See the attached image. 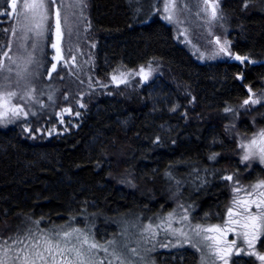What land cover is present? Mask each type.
<instances>
[{
	"label": "trees",
	"instance_id": "obj_1",
	"mask_svg": "<svg viewBox=\"0 0 264 264\" xmlns=\"http://www.w3.org/2000/svg\"><path fill=\"white\" fill-rule=\"evenodd\" d=\"M84 1L90 35L97 43L94 75L103 79L115 66L133 70L154 63L170 94L169 102L185 108L166 116L161 112L166 101L150 103L139 83H134L111 88L115 90L112 96L93 97L80 126L63 135L31 138L23 128L0 129V237L34 233L84 215L93 216L99 238L109 237L116 229L105 232V224L110 220L115 225L121 213L165 211L169 200L182 199L184 183L174 180L169 165L176 159L197 164L221 151L223 162L234 161L236 134L230 129L231 120H236L235 127L242 134H250L243 126L264 130V103L238 115L226 111L237 108L245 95L235 74L244 78L243 83L264 91V0H223L218 8L216 19L238 37L233 54L246 58L240 66L193 60L174 40L172 26L160 19L159 12L146 11L147 0ZM82 4L83 0L81 7L77 0L76 9L66 16L55 8L65 29V44H71L73 37L77 43ZM15 19L0 17L5 20L0 23V66ZM231 165L221 168V182L232 171ZM199 191L194 204L200 209L225 198L221 188ZM259 247L264 251V238ZM170 255L166 264L197 262L189 250L175 256V263ZM237 260L233 264H255L253 259Z\"/></svg>",
	"mask_w": 264,
	"mask_h": 264
},
{
	"label": "rangeland",
	"instance_id": "obj_2",
	"mask_svg": "<svg viewBox=\"0 0 264 264\" xmlns=\"http://www.w3.org/2000/svg\"><path fill=\"white\" fill-rule=\"evenodd\" d=\"M24 2L25 0H17V9L13 11L9 7L11 0H0V13H4L0 17H4V19L7 17L10 20L18 18V21L14 20L16 25L10 31L12 39L8 44L7 56L0 66V104L4 98H7L9 100L8 109L15 107L23 110L16 116H13L10 110L5 115V107L0 106V129L23 128L27 136L29 135L31 138L44 136L45 139H50L63 135L80 126L83 114L93 101V97L112 96L115 90H111V88L119 90L127 84L134 83H139V88L147 95V101L150 103L160 99L166 101L161 111L166 116L185 108L178 102H169L170 94L162 79L158 77L154 63L144 64L133 70L115 66L103 79L94 75L97 43L90 35L91 25L84 0L80 27L76 32L78 44L73 43L74 37L70 39L71 44L63 42L65 29L62 25L60 26V38L57 39L54 17L55 8H59L65 16L74 11L77 0H55V3L45 0V9L39 10L37 14L23 9ZM27 2L30 3L32 0H27ZM215 2L218 4V12L223 0H215ZM146 3L148 4L145 6L146 11L159 12L160 19L172 26L174 40L186 49L196 62L214 64L212 66L223 63L240 66V62H247L246 59L237 60L234 58L233 60L234 55L243 58L242 55L233 54L238 37L226 30L224 21L220 22L221 19L212 18L211 9L205 11L204 0H147ZM166 4L175 5L171 13L165 12ZM78 11L80 12V10ZM169 14L173 15L172 20L165 18ZM3 21L5 20H0V23ZM53 44H57L59 52L57 48L52 47ZM222 47L226 48L227 54L221 51ZM228 59H231V62H228ZM249 63L260 65L253 61ZM53 65H55V70H53ZM212 66L204 67L211 68ZM141 68L144 69L143 72H140ZM121 74H123L122 77ZM113 76L123 78L127 82L120 83L119 79L113 81ZM235 78L243 85L245 95L240 99L241 102L237 108L227 111L228 115L231 113L238 115L239 111L253 110L264 103V91H260L258 85L243 83L244 78L240 74H235ZM162 92L167 95H163ZM8 93H15V95L8 97ZM245 100H258L259 103L252 104L250 102L246 105L244 104ZM94 108L97 109L96 104ZM235 122V119L230 122V129L236 134L233 140L234 146L236 145L234 161L223 162L220 156L221 151H214L208 154L204 162L195 164L188 159H176L169 164L173 166L171 173L174 180L181 185L184 183V190L182 185V199L174 197V200H169L165 211L129 210L126 213H121L115 219L116 226L110 220L105 224V232H112L114 227L116 229V232L110 233L109 237L99 238L97 236L98 225L92 215L80 216L69 223L57 224L40 231L36 230L33 234L42 240L44 238L42 234L60 232L63 235V232L67 231L72 233L71 240L77 247L80 244L77 237H87L89 243L95 242L104 247H108L109 241L115 240L120 256L126 260V264H166L165 260L168 258V254H171L169 257L173 260L171 262L175 263L173 258L182 255L185 250L196 254V264H223L222 261L210 254L209 249L200 245L199 238L194 235L193 229L197 226L208 228L213 225H223L228 220L229 208L241 211L234 201L250 198L247 192L237 193L235 189L241 188L251 192L253 186L264 181V163H261L258 158L244 161L243 155L246 149L241 147L242 144H249L253 136L261 130L257 127L251 129V127L243 126V129L250 134H242L236 129ZM173 126L169 127L173 128ZM169 127L164 128L169 130ZM221 143L222 141L219 140L218 144L222 145ZM230 164L233 169L232 171L228 170L225 177L232 176V180L229 181L224 177L221 182L220 175L223 173L221 168ZM174 180L173 183L176 184ZM224 181L227 182L226 185ZM213 187L224 189V200L213 202L202 209L197 207L194 202H198L199 188L202 191ZM259 191H264V188ZM175 194L179 195V191L177 193L175 191ZM252 211L255 213L256 209L253 207ZM234 218L238 219L239 217ZM71 222L73 223L71 224ZM29 225L33 224L29 223ZM149 225H151V231L146 232L145 229ZM34 227H37L36 224ZM234 227L235 232H229L225 239L228 242L236 240L238 247H243L248 252L255 251L256 255H247L244 252H241L240 255L233 254L229 258V264L237 262V258L253 259L255 264H264L257 259L258 255H264V251L259 247L264 234L254 241L253 249H248L247 244H244L239 236L243 230L238 226ZM74 229L79 231L73 232ZM178 230L186 233L191 243H183L184 237L179 235ZM173 231H176L177 235H172ZM209 235H214V233H209ZM16 236L18 235L12 237ZM9 237L11 236L0 237V261H6V264H16L15 252L20 245H13L14 250L8 251L5 255L2 242L8 240ZM9 244L12 245L11 240H9ZM71 246L72 244L68 245V247ZM132 249H135V253L132 252ZM233 251L235 252V249ZM111 252V247H109L108 254L96 251V259L103 261L104 264H121L120 260L111 255Z\"/></svg>",
	"mask_w": 264,
	"mask_h": 264
},
{
	"label": "snow or ice",
	"instance_id": "obj_3",
	"mask_svg": "<svg viewBox=\"0 0 264 264\" xmlns=\"http://www.w3.org/2000/svg\"><path fill=\"white\" fill-rule=\"evenodd\" d=\"M52 3H55V0H51ZM205 11L211 9L212 18L217 17V7L218 4L215 0H204ZM11 9L15 11L17 9V0H11ZM247 6V5H245ZM45 0H32V2H25L22 4V8L26 9L33 14H37L39 10L45 9ZM175 7L174 4H166L165 12L171 13V10ZM4 13H0L3 15ZM11 14V13H8ZM168 20H172L173 15L169 14L165 17ZM56 19V32L57 39L59 40L60 32V12L57 10L55 12ZM219 43V40H217ZM53 48H57V44L52 45ZM222 52L227 54L226 48H221ZM7 56V53L4 54ZM237 60H243L246 58L235 57ZM53 70H55V65H53ZM144 69L141 68L140 72H143ZM123 74H121V77ZM147 77L145 76V79ZM113 81L119 79L120 83L127 82L123 78H118L117 76L112 77ZM15 93H8L7 96H14ZM256 104L259 103L258 100H245L244 104ZM9 100L4 98L0 106L5 107V115L7 111H11L13 116L18 115L22 109H17L15 107L8 109ZM228 111V109H226ZM242 148L246 149L245 154L243 155V160L248 161L250 158H258L261 163H264V130L256 133L251 139L250 143L247 145H241ZM214 158V157H213ZM225 179L231 181L232 176H226ZM264 188V181L253 186V191L248 192L245 189L236 188L237 193L241 191L247 192L249 199L237 200L234 201L235 204L239 206L241 211H234L232 208L228 209V220L224 222L223 225H213L208 228H200L197 226L193 229V233L196 237L199 238L200 245L203 248L210 250V254L216 259L223 262V264H229V258L235 254L240 255L241 252H244L247 255H256L255 251L248 252L247 249L243 247H238L236 245V240L228 242L225 237L229 232H235V227L238 226L241 231L239 236L244 244H247L248 249L254 248V241L260 238L264 234V191H259V189ZM256 209L254 213L252 208ZM234 217H239L234 218ZM159 227V226H157ZM79 230L74 229L73 232H78ZM146 232L151 231V225L145 229ZM179 235L184 237L183 243H191L188 239L187 234L182 230H178ZM209 233H214V235H209ZM155 235V233H153ZM172 235H177L176 231L172 232ZM44 237L42 240L36 238L35 235L29 230L27 235L21 233L16 237H9L8 240L3 241V246L5 248V255L8 251H13V245H20L19 249L15 252L14 260L16 264H104L103 261L97 260L95 253L96 251H102L105 254H108L109 247L112 248L111 255L115 256L116 259L120 260L121 264H126V260L122 259L120 252L117 249L116 241H109L108 247L103 245H98L95 242L89 243L87 237H77L80 241L79 247L73 243L71 240L72 233L67 231L63 232L61 235L60 232H55L54 234H42ZM9 240L12 241V245L9 244ZM69 244H72L71 247H68ZM85 245H87L85 247ZM167 246V245H165ZM175 246V245H173ZM182 246V245H181ZM235 249V252L233 251ZM132 252L135 253V249H132ZM257 259L264 262V255H258ZM0 264H6V261H0Z\"/></svg>",
	"mask_w": 264,
	"mask_h": 264
},
{
	"label": "water",
	"instance_id": "obj_4",
	"mask_svg": "<svg viewBox=\"0 0 264 264\" xmlns=\"http://www.w3.org/2000/svg\"><path fill=\"white\" fill-rule=\"evenodd\" d=\"M233 58H235V55H234V57Z\"/></svg>",
	"mask_w": 264,
	"mask_h": 264
}]
</instances>
